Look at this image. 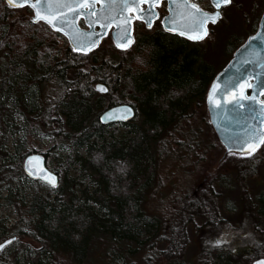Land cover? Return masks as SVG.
I'll return each mask as SVG.
<instances>
[{
    "label": "trees",
    "instance_id": "1",
    "mask_svg": "<svg viewBox=\"0 0 264 264\" xmlns=\"http://www.w3.org/2000/svg\"><path fill=\"white\" fill-rule=\"evenodd\" d=\"M1 1L0 15L5 13ZM12 19L4 23V17L0 32L7 51L15 50L8 41H17L15 57L0 64V108L11 100L21 125L9 123L12 115L7 113L0 114V125H4V134L22 135L14 141L15 157L4 159L0 172L3 169L9 178L17 175L33 181L23 173V159L39 154L52 168V150L64 146L66 162L88 166L97 177L96 189L82 191L81 196L65 175L52 188V198L35 192L26 202L16 190L7 189L4 199L18 215L14 234L38 243L39 257L49 255L48 263L42 257L34 264H85L97 235L143 249L141 264H188L183 259L189 244L188 226L199 245L195 264H243V256L244 264H250L263 256L259 247L264 246V194L257 197L259 220L252 225V234L221 218L210 189L194 198L185 197L168 223L145 216L138 208L141 190L148 186L152 173L151 141L174 120L177 123L192 98L202 95L213 78L211 67L201 62L195 50L170 35L142 36L125 72L119 74L115 60L104 58L97 49L88 54L73 52L66 38L45 23H35L42 27L36 28L28 21L22 27ZM52 33L62 40L60 49L45 42L44 36ZM96 83L104 84L107 93H96ZM53 84L58 94L50 102L41 99L34 88ZM122 103L135 110L133 120L121 124L129 127L128 133L105 137L106 128L115 123L103 125L98 115ZM136 116L141 117L139 126L134 122ZM44 132L49 135L46 145L40 138ZM81 148L87 158L79 154ZM250 175L245 170L235 173L239 182Z\"/></svg>",
    "mask_w": 264,
    "mask_h": 264
},
{
    "label": "rangeland",
    "instance_id": "2",
    "mask_svg": "<svg viewBox=\"0 0 264 264\" xmlns=\"http://www.w3.org/2000/svg\"><path fill=\"white\" fill-rule=\"evenodd\" d=\"M3 1L1 7L5 10L3 14L7 19L4 23L12 18L22 27H25L28 21L29 24L32 23L30 20L32 12L26 7L12 8ZM263 10L264 0H231L229 6L222 9V18L210 27L209 35L200 42L187 43L186 47L199 54L201 62L211 67L209 68L214 77L227 64L235 49L256 30ZM4 17H0V32L4 28ZM32 24L33 27H41L40 24ZM153 32H148L141 25L134 27L135 43L124 52L115 50L110 34L107 33L96 49L104 58L114 59L119 66V74H122L132 59L136 41ZM44 39L47 44L59 49L63 44L54 33L44 36ZM3 40L0 36V64L13 59L17 52V41L9 40L8 46L11 45L15 50L7 51ZM34 88L41 99L50 102L57 98V87L54 84L50 87L36 85ZM206 92L207 89L202 95L194 96L188 105V110H184L177 123L174 120L167 128L160 130L156 139L151 141L152 173L148 186L141 190L138 208L143 215L160 218L168 223L184 204L185 197L194 198L198 192L203 194L207 192L206 189H210L214 194V202L221 218L226 220L229 226L245 227L246 232L252 234V225L259 220L256 215L257 197L259 194H264V139L250 154L226 153L209 123L205 102ZM262 99L264 100V95ZM5 113L12 115L9 123L14 126L21 125V117L15 111L11 100L6 101L4 109L0 108V114ZM134 122L139 126L141 117L136 116ZM0 126V165H2L4 159L8 161L15 157L14 141L19 139L22 133L4 134V125ZM128 129L127 126L112 124L106 128L104 135L108 138L111 135L120 138L128 133ZM40 138L44 145L49 141V135L45 132L41 133ZM67 153L64 146L52 150L49 156L53 162V167H49L51 171H58L59 180L62 175L71 179V187L77 196H81L82 191L91 192L96 189L95 174L88 166L84 167L79 162H66ZM79 154L87 158L85 148H81ZM238 170L251 171L252 175L244 178L245 181L239 182L235 176ZM4 172L3 169L0 172V243L11 237H15V240L0 250V264H34L42 257L45 263H48L49 255L40 257L37 255L38 243L14 234L18 215L15 207L7 203L4 197L9 187L16 190L18 197L25 199L26 202L30 201L31 195L35 192L43 197L52 198L55 196V191L41 181H28L23 176L17 177V175L9 178L8 173ZM260 203H258L259 208ZM93 205L97 209V205ZM194 223L198 226L200 221L196 219ZM186 233L189 244L184 251L183 259L188 264H195L199 245L189 226L186 228ZM259 251L263 256L253 258L250 264L259 257L264 258V246H260ZM143 252V249L136 248L128 242L117 241L106 235H97L90 244L85 264H141L140 258L144 255ZM243 257L245 259L241 262L244 264L247 260L245 256Z\"/></svg>",
    "mask_w": 264,
    "mask_h": 264
},
{
    "label": "water",
    "instance_id": "3",
    "mask_svg": "<svg viewBox=\"0 0 264 264\" xmlns=\"http://www.w3.org/2000/svg\"><path fill=\"white\" fill-rule=\"evenodd\" d=\"M4 1L8 5L7 0ZM167 1L169 15L162 21L164 30L179 35L181 32H185L187 34L183 36L191 40H199L191 38V36L200 33L195 30L189 31L193 25L190 14L193 10L185 7L187 0ZM65 2L73 4V7L69 9L53 5V11L58 8L60 16L66 17L63 23L59 22V16L55 17L54 22L57 23L55 28L43 18L34 21L35 13L29 4L10 7L28 6L32 11L30 17L32 23L39 21L45 23L52 31L58 32L66 38L73 52L82 54H88L96 49L107 35L110 27L112 30L109 34L114 47L118 50L128 49L134 41L131 23L133 18L136 17L144 21L146 27H149L148 20L155 16L153 10L155 3L151 2L141 3L146 4L145 10H150L146 17L139 15L140 12L145 11H141V4L138 8L136 5H130L129 8L123 10L121 15L119 0H114L111 6L107 0H88V3L82 7L75 6L81 4L82 0H65ZM79 18L83 19L86 28L79 27ZM125 18H128L127 24L124 22ZM97 20L100 22L97 23ZM173 28L176 30L173 31ZM127 37H131L130 41L127 40ZM93 41L95 42L94 47L91 46ZM125 43L128 46L122 47L121 45ZM84 48H87V51ZM99 85H103L106 91L101 90ZM93 88L96 93H107V87L102 83H96ZM262 95H264V13L256 32L233 52L232 58L214 75L207 88L205 102L209 123L226 153L247 154L252 152L253 147L256 149L261 145L264 139V101L261 98ZM134 116V108L130 104L122 103L101 111L98 120L101 124L106 125L130 122ZM29 157L34 159L30 161ZM22 170L25 176L33 181H41L52 188L58 185L57 174L46 166L44 158L39 154L27 155L23 159ZM45 170L55 175V186L42 178ZM14 240L15 237H11L0 244L10 241V243L5 244L8 246ZM251 264H264V258H257Z\"/></svg>",
    "mask_w": 264,
    "mask_h": 264
},
{
    "label": "snow or ice",
    "instance_id": "4",
    "mask_svg": "<svg viewBox=\"0 0 264 264\" xmlns=\"http://www.w3.org/2000/svg\"><path fill=\"white\" fill-rule=\"evenodd\" d=\"M109 5L111 6L114 3V0H107ZM155 3L159 4L160 0H119V6H120V14L122 15L123 10L130 7V5H136L137 8L139 7V4L141 3ZM213 5L216 9H219L221 5H227L231 3V0H212ZM7 3L9 6L17 5L22 6L24 4H29L31 8L33 9L35 15L33 16V20H37L39 18H43L46 20L53 28L57 27V23L55 21V17L59 16V22L63 23V21L66 19L64 16H60L59 9L57 8L55 11H53V5H59L61 7H66L71 9L73 7V4L66 3L65 0H7ZM88 0H82L81 4L75 5L76 7H82L84 4H87ZM185 7H189L191 10H193L190 14L192 16L193 25L192 28L189 29V31H198L200 34L196 36H191L192 39H202L204 35L208 34V30L205 27V25L208 23V21H211L212 23H216L217 20L222 16V12L220 11H213V12H206L203 9H200L198 4L194 2H186ZM150 10H145L143 12H140L139 15L141 17H146L149 14ZM107 18V17H106ZM128 18H125V23L127 24ZM97 23L100 21L97 20ZM148 26L151 27V20H148ZM63 30V29H61ZM173 31L176 29L173 28ZM187 33L181 32V35H185ZM91 35V34H86ZM131 37H127V40L130 41ZM91 46H95V42L93 41ZM122 47H127V43L124 45H121ZM85 51H87V48H84ZM98 87L101 88V90L106 91V89L103 87V85H99ZM126 107V106H125ZM243 147V145H242ZM252 151H255V148H252ZM250 154V153H249ZM30 161L33 160V157L28 158ZM31 170V169H30ZM34 175L36 173H33ZM42 178L51 185L55 186L56 184V178L55 175L51 172H48L45 170L44 174L42 175ZM220 241H217L219 243ZM10 243V241H5L3 244H0V249H3L5 244Z\"/></svg>",
    "mask_w": 264,
    "mask_h": 264
},
{
    "label": "flooded vegetation",
    "instance_id": "5",
    "mask_svg": "<svg viewBox=\"0 0 264 264\" xmlns=\"http://www.w3.org/2000/svg\"><path fill=\"white\" fill-rule=\"evenodd\" d=\"M187 2H194V3L198 4L199 8H200V9H203V10L206 11V12H213V11H216V8H215L214 5L212 4L211 0H187ZM168 6H169V5H168V1H167V0H160V3H159V4H154V5H153V10H154V12H155V16H154L153 19H151V27H146V24H145L144 21L139 20V19H137L136 17H134L133 20H132V22H131V23H132V35H133L134 41H133L132 45H131L128 49H126V50H119V51H123V52H124V51H127V50H129V49L134 45V43H135V39H136V38H135V35H134V33H133V29H134V27H136L137 25H141V26L144 27V29L147 30L148 32H153V31H154L153 33H149V34H147L148 36L170 35V36H173V37H176L177 39H179L183 44H187V43H197V42H200V41L204 40V39L209 35L210 27H211L212 25L216 24V23L222 18V16H221V17L217 20L216 23H212L211 21H208V23L205 25V27H206L207 30H208V34H207V35H204L202 39H199V40H191V39L187 38L186 36L179 35V34H176V33L167 32V31L164 30L163 25H162V21H163V19H164L165 17H167V16L169 15ZM227 6H229V4L221 6V7L219 8L218 11L222 12V9L225 8V7H227ZM23 7L28 8L27 6H23ZM145 8H146V4H141V5H140V9H141V11L145 10ZM28 9H29V8H28ZM29 10L31 11V9H29ZM31 12H32V11H31ZM263 13H264V10H263V12H262V14H261V16H260V18H259V21H258V24H257V28H258V26H259V22H260V20H261V17H262V15H263ZM180 22L183 23L182 21H180ZM78 25H79L80 28H86L82 18H79V19H78ZM154 28H156V29H154ZM257 28H256V30H257ZM111 30H112V27H110V28L108 29V32H107V33H110ZM256 30H255L252 34H254V33L256 32ZM252 34H251V35H252ZM249 36H250V35H249ZM249 36H248V37H249ZM248 37H247V38H248ZM247 38H246V39H247ZM237 48H238V47H237ZM237 48H236V49H237ZM236 49H235V50H236ZM232 55H233V53H232ZM231 58H232V57H231ZM231 58H230V59H231ZM227 63H228V62H227ZM126 123H127V122H126ZM119 124L121 125L122 123H119Z\"/></svg>",
    "mask_w": 264,
    "mask_h": 264
}]
</instances>
